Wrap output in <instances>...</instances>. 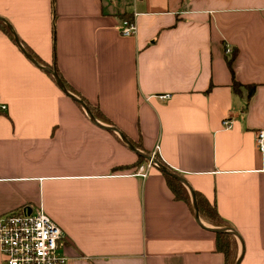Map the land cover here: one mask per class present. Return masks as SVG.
Listing matches in <instances>:
<instances>
[{
    "label": "crops",
    "instance_id": "crops-1",
    "mask_svg": "<svg viewBox=\"0 0 264 264\" xmlns=\"http://www.w3.org/2000/svg\"><path fill=\"white\" fill-rule=\"evenodd\" d=\"M0 18V214L42 206L68 264H225L189 186L238 234V264H264V0H0ZM124 139L158 145L191 204L156 165L132 174L148 159Z\"/></svg>",
    "mask_w": 264,
    "mask_h": 264
},
{
    "label": "built area",
    "instance_id": "built-area-1",
    "mask_svg": "<svg viewBox=\"0 0 264 264\" xmlns=\"http://www.w3.org/2000/svg\"><path fill=\"white\" fill-rule=\"evenodd\" d=\"M119 33L126 37L135 33L131 19L125 18L118 26ZM231 49L226 48L229 55ZM168 95H161L167 98ZM6 105L1 104L0 110ZM222 124L231 128L230 120ZM256 148L264 156V129L255 132ZM159 146H155L151 159L139 165L132 174L145 179L148 170L156 165ZM67 236L56 223L45 213L42 206L22 207L20 209L0 214V256L4 264H68L66 253Z\"/></svg>",
    "mask_w": 264,
    "mask_h": 264
},
{
    "label": "trees",
    "instance_id": "trees-1",
    "mask_svg": "<svg viewBox=\"0 0 264 264\" xmlns=\"http://www.w3.org/2000/svg\"><path fill=\"white\" fill-rule=\"evenodd\" d=\"M0 26L5 31L10 32L7 30L6 26L1 22V20H0ZM236 54H237L236 50H233V53L231 54V56L227 60V65L230 68L231 73H232V75H231L232 76V81H231L232 86H233L234 90L238 91L241 84L234 80L233 67H231L232 61H233ZM53 69L56 71V73H58L59 77L61 78V80L63 82V85L66 88L67 86L63 80L61 73H59V70H57V68H54V67H53ZM253 90H254V86L250 85L248 88L247 94L251 95ZM81 100L87 104L91 114L94 117H99L98 116L99 113L94 106H92L89 102H87L83 99H81ZM0 111H3V110H0ZM139 159H141L142 162L146 160V158H144L141 155H139ZM167 178H168V183H169L170 187L173 189L175 196L178 198H182L185 201H187L188 204H191L190 196H189L186 188L181 184V182L179 180H177L176 178L174 179L170 176H168ZM193 193L195 196V201L197 203L198 215L204 221L209 222L210 224H212L213 226H215L217 228L228 227L227 221H225L221 216L218 215L216 208L214 206H212L206 199H203L201 197V195L199 193H197L196 191H193ZM214 234H215L216 250L223 254V259H225L224 260L225 264H234L237 260V258H236L237 244L235 241V235L230 231L214 232Z\"/></svg>",
    "mask_w": 264,
    "mask_h": 264
},
{
    "label": "water",
    "instance_id": "water-1",
    "mask_svg": "<svg viewBox=\"0 0 264 264\" xmlns=\"http://www.w3.org/2000/svg\"><path fill=\"white\" fill-rule=\"evenodd\" d=\"M1 21H4L3 19L0 18ZM14 39L16 41V43L19 45V42H18V39L16 38V36L14 35ZM20 46V45H19ZM25 55L30 59L32 60V62L35 64V65H38L36 60L33 59L30 54L26 51V50H23ZM44 71H46L47 73L51 74L53 76V78H55V81H56V84L58 86V88L61 89V91L67 95L68 97H71L75 102L79 103L83 109H85V111L87 112L88 116L90 117L91 121L96 124L98 126V123L95 119V117L91 114L87 104L85 102H83L80 98L78 97H75L73 94L70 93V91L67 90V88H65V86L63 85V82L61 80V78L59 77L58 73H56V71L54 69H51L49 67H46V66H43L41 67ZM106 129L108 130H112L114 131L115 130V127H107ZM124 142L125 144L128 145V147H130L132 150H134L135 152H137L138 155H141L143 156L144 158L146 159H151V156L148 155V154H144L142 155L139 151H137L132 144H130V142H128V140L124 139ZM156 166L159 168V170H161L162 172L166 173L168 176L172 177V178H176L177 180H179L181 183H183L185 186H187L185 180L176 172H172L170 171L164 164H162L160 161H156ZM189 190H190V193H191V201H192V204H193V212H194V215H195V219L197 220V222L202 226L204 227L201 222H200V219H199V215H198V212H197V203L195 201V196H194V193L191 189V187H189ZM205 228V227H204ZM205 229H208L210 231H213V232H221V231H230L232 232L234 235L238 236V234L236 232H233L232 230L230 229H227V227H220V228H205ZM240 256L237 257V260L234 264H238L239 261H240Z\"/></svg>",
    "mask_w": 264,
    "mask_h": 264
}]
</instances>
